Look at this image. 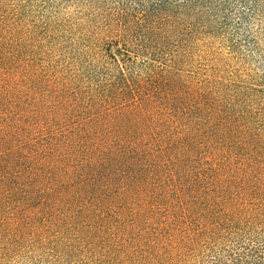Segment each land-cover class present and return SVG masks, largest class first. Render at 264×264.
<instances>
[{
  "label": "trees",
  "instance_id": "16d2710c",
  "mask_svg": "<svg viewBox=\"0 0 264 264\" xmlns=\"http://www.w3.org/2000/svg\"><path fill=\"white\" fill-rule=\"evenodd\" d=\"M259 6L264 0L98 5L93 13L111 34L96 38L86 62L102 69L87 74L46 64L0 0V256L49 243L65 257L147 264L167 242L191 255L264 221V109L241 105L264 101L247 102L234 85H202L164 49L178 27L186 41L221 13L241 22ZM221 263L264 264V242Z\"/></svg>",
  "mask_w": 264,
  "mask_h": 264
},
{
  "label": "rangeland",
  "instance_id": "374dc122",
  "mask_svg": "<svg viewBox=\"0 0 264 264\" xmlns=\"http://www.w3.org/2000/svg\"><path fill=\"white\" fill-rule=\"evenodd\" d=\"M3 3L9 15L20 18L17 34L27 40L29 48L35 54L37 51L46 64L68 70H83L87 74L101 71V67L91 66L86 60L90 57L89 52L95 54L93 45L96 38L111 34L103 22L99 24L103 19L99 16L98 20L93 13L98 5H109L111 0H3ZM234 13L228 12L226 18L223 13L214 17L204 28L185 35L186 41L179 38V33L183 32L178 27L174 35L165 38L164 49L169 51V57L174 58L178 68L180 64L194 80L201 79L202 85L203 79L213 81L219 87L234 85L239 87L240 94L246 93L247 102L250 103L251 96L254 103L262 102L264 9L259 6L252 13L246 10L241 22ZM117 26L114 22L112 29ZM179 40L184 42L179 43ZM111 47L117 56L122 55L114 45ZM96 56L101 58L99 53ZM140 61L141 58H136L135 67L140 66ZM241 105L253 110L264 109V104ZM261 242H264V221L214 236L191 255H179L176 241L167 242L159 255L147 264H222L234 250H243L251 244L258 246ZM49 246L46 243L43 246L13 249L0 256V264H98L82 252H73L65 257L63 250L50 251ZM106 264H116V258Z\"/></svg>",
  "mask_w": 264,
  "mask_h": 264
}]
</instances>
